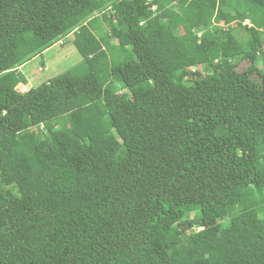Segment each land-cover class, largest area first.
<instances>
[{
  "label": "trees",
  "instance_id": "obj_1",
  "mask_svg": "<svg viewBox=\"0 0 264 264\" xmlns=\"http://www.w3.org/2000/svg\"><path fill=\"white\" fill-rule=\"evenodd\" d=\"M0 264H264V0H0Z\"/></svg>",
  "mask_w": 264,
  "mask_h": 264
},
{
  "label": "rangeland",
  "instance_id": "obj_2",
  "mask_svg": "<svg viewBox=\"0 0 264 264\" xmlns=\"http://www.w3.org/2000/svg\"><path fill=\"white\" fill-rule=\"evenodd\" d=\"M176 1L177 0H173V2ZM160 16L167 17L165 14H161ZM240 33L241 32H239L238 35ZM97 35L100 37L98 32ZM240 37L245 38V33L242 32ZM73 40V36L63 39L62 42L55 44L45 53L19 68L23 76L26 77L28 81L23 80V83H18L17 89L20 91H27L29 88L37 87L49 79L67 72L73 73L74 75L85 74L86 70L88 71V65L78 53ZM249 66L250 64L248 62H243L238 67V70L240 72L246 71ZM253 78L257 79V76L254 75ZM24 81L28 84V86H23ZM122 94L128 95V92L123 91Z\"/></svg>",
  "mask_w": 264,
  "mask_h": 264
},
{
  "label": "crops",
  "instance_id": "obj_3",
  "mask_svg": "<svg viewBox=\"0 0 264 264\" xmlns=\"http://www.w3.org/2000/svg\"><path fill=\"white\" fill-rule=\"evenodd\" d=\"M15 72H16V74H17V75H16V77H17L18 75H19V76H20V75H22V73H21L20 69H18V70H17V71H15ZM25 78H26V77H25Z\"/></svg>",
  "mask_w": 264,
  "mask_h": 264
}]
</instances>
